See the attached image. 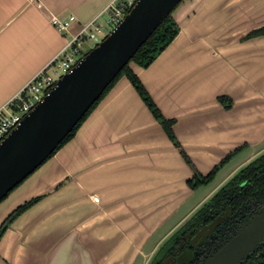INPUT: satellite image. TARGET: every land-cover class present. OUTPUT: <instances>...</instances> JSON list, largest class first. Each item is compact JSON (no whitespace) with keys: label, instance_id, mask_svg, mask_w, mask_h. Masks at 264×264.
<instances>
[{"label":"crops","instance_id":"obj_1","mask_svg":"<svg viewBox=\"0 0 264 264\" xmlns=\"http://www.w3.org/2000/svg\"><path fill=\"white\" fill-rule=\"evenodd\" d=\"M113 1L0 0V109ZM71 16L66 31L52 24ZM172 16L177 36L149 66L131 70L174 121L195 169L205 177L220 165L212 181L190 186L195 170L124 75L0 201L1 226L36 199L0 237V264H146L264 151V33L251 35L264 28V0H183Z\"/></svg>","mask_w":264,"mask_h":264},{"label":"water","instance_id":"obj_2","mask_svg":"<svg viewBox=\"0 0 264 264\" xmlns=\"http://www.w3.org/2000/svg\"><path fill=\"white\" fill-rule=\"evenodd\" d=\"M181 1L137 0L121 22L82 56L70 72L59 77L50 92L3 138L0 142V201L47 160ZM263 239L264 211L250 219L234 239L202 264H237Z\"/></svg>","mask_w":264,"mask_h":264},{"label":"flooded vegetation","instance_id":"obj_3","mask_svg":"<svg viewBox=\"0 0 264 264\" xmlns=\"http://www.w3.org/2000/svg\"><path fill=\"white\" fill-rule=\"evenodd\" d=\"M257 175L244 177L243 185L249 192L243 200L235 204L229 194L221 198L220 203L215 200L211 206L213 210L194 232L189 221L181 222L174 229L173 238L165 243L169 236L163 240L159 250L146 264H202L218 253L243 230L250 219L264 211V186H260L256 179L258 177L264 182V173ZM207 200L213 202L210 197L205 202ZM237 264H264V239Z\"/></svg>","mask_w":264,"mask_h":264},{"label":"trees","instance_id":"obj_4","mask_svg":"<svg viewBox=\"0 0 264 264\" xmlns=\"http://www.w3.org/2000/svg\"><path fill=\"white\" fill-rule=\"evenodd\" d=\"M173 11L162 20V22L158 25V27L151 34V36L137 50V52L134 54L133 58L131 59L132 62H135L137 65H139L141 67L149 66L158 57V55L171 43V41L177 36V34L179 32V26L172 16ZM262 33H264V28L255 30L254 32L251 33V35H257V34H262ZM123 75H125L129 78V80L131 81V83L133 84V86L135 87L137 92L141 95L142 99L145 101V103H147L148 107L153 112L156 119L160 121V123L163 126V129L165 130V132L167 133L169 139L173 142L174 146L179 150V152L182 155L185 162L189 166H191V168H193L195 170V174H194L193 178L191 180H189L190 186L195 189L201 185L207 184L210 181H212L216 172L220 168V165L214 167L213 170L205 177L202 176L195 169L191 158L189 157L187 152L182 148L181 144L179 143V141L177 140V138L174 134V130H173L174 121L168 120L161 115L159 109L156 107V105L152 101L151 97L149 96V94L145 90L142 83L139 81L138 77L129 68V63L124 66V68L119 72V74L115 77V79L106 87V89L104 90V92L102 93L100 98L94 102V104L90 107V109L85 113V115L80 119V121L76 124V126L72 129V131L65 137V139L59 144V146L56 148V150L49 157H51L61 146H63L64 143H66L75 134L77 128L82 123V121L86 118V116L98 104V102L103 98V96L110 90V88L114 85V83ZM225 108L229 109L230 105H225ZM259 173L260 174L264 173V154L262 156L258 157L256 160H254L250 164H248L245 168H243L231 180L227 181V183H225L211 197L213 202L211 200H210L211 202L208 201L203 207H201L190 218V220H188L189 221L188 224L190 225L191 230L194 232V230H197V228H199V226L205 222L206 217L208 216L209 212H211L213 210V208L211 206L215 200L217 203L218 202L220 203L221 198L224 199L226 194L230 195L231 199L235 202V204L240 199L243 200L244 195H248V192H249L247 190V187H245L243 185L244 177L250 178L252 176H255L256 174L259 175ZM256 179L260 183V186H264L263 179H258V177H256ZM249 181H251V180H249ZM35 201H36V199H31V200L25 202L24 204L18 206L16 209H14V211L3 221V223L0 226V237L3 235V233L5 232L7 227L10 225V223L12 221H14V219L18 215H20L28 207H30ZM173 236L174 235H172L166 242H169L173 238Z\"/></svg>","mask_w":264,"mask_h":264},{"label":"built area","instance_id":"obj_5","mask_svg":"<svg viewBox=\"0 0 264 264\" xmlns=\"http://www.w3.org/2000/svg\"><path fill=\"white\" fill-rule=\"evenodd\" d=\"M137 0H114L105 11L110 14L106 23L117 26L124 16L135 5ZM75 20L74 16L65 20L57 18L52 19V24L59 31H66ZM112 28V29H113ZM105 25L98 20L84 24L80 27L72 39L61 49V51L47 64V66L37 73L3 108L0 109V142L16 128L22 118L29 113L36 104L47 95L56 85L59 77L70 72L80 60L81 44L85 39L100 42V34H104ZM52 70L54 74L60 72L58 78L47 73L46 70ZM10 107V110L8 109ZM12 111V113H10ZM94 201H98L97 196L93 197Z\"/></svg>","mask_w":264,"mask_h":264},{"label":"rangeland","instance_id":"obj_6","mask_svg":"<svg viewBox=\"0 0 264 264\" xmlns=\"http://www.w3.org/2000/svg\"><path fill=\"white\" fill-rule=\"evenodd\" d=\"M110 14L107 12L106 14H104L101 18H100V23L105 25V30H104V34H100L101 39L105 38V36L112 30L113 26L109 23H106V20L109 19ZM99 42H95L93 40H89V39H85L83 41V43L81 44L80 48V54L79 56L82 57L84 56L88 51H90L93 47H95ZM136 64L135 62H130L129 63V68L131 69V65ZM50 74H52L54 77L58 78L59 76H61L60 72H58L57 74H54L52 72V70L49 71ZM124 76V75H123ZM10 113H12V111H10ZM264 152V151H263ZM194 213V212H193ZM189 220V218L185 219L182 223H185ZM175 233V230L172 231V233L169 235V237ZM162 243V242H161ZM161 243L158 245V247L156 248V251L159 250V248L161 247ZM149 247V246H148ZM136 264H141V261H138Z\"/></svg>","mask_w":264,"mask_h":264}]
</instances>
